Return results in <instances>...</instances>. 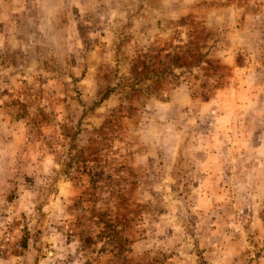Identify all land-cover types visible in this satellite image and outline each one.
Wrapping results in <instances>:
<instances>
[{
	"label": "rangeland",
	"instance_id": "rangeland-1",
	"mask_svg": "<svg viewBox=\"0 0 264 264\" xmlns=\"http://www.w3.org/2000/svg\"><path fill=\"white\" fill-rule=\"evenodd\" d=\"M0 264H264V0H0Z\"/></svg>",
	"mask_w": 264,
	"mask_h": 264
}]
</instances>
